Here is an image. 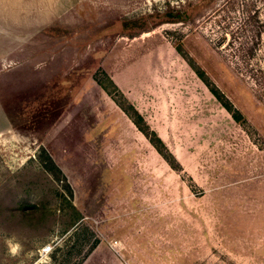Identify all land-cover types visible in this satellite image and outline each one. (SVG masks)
<instances>
[{"label": "rangeland", "instance_id": "rangeland-1", "mask_svg": "<svg viewBox=\"0 0 264 264\" xmlns=\"http://www.w3.org/2000/svg\"><path fill=\"white\" fill-rule=\"evenodd\" d=\"M79 4L0 19V264H78L92 246L83 264H264V0ZM160 40L240 115L207 87L146 122L173 167L103 69Z\"/></svg>", "mask_w": 264, "mask_h": 264}, {"label": "crops", "instance_id": "crops-1", "mask_svg": "<svg viewBox=\"0 0 264 264\" xmlns=\"http://www.w3.org/2000/svg\"><path fill=\"white\" fill-rule=\"evenodd\" d=\"M83 0H0V19H67L73 15ZM25 23V20L23 21ZM104 71L110 76L117 88L125 95L146 122L164 118L160 113H174L172 110L192 112L197 100H210V91L198 78L197 74L181 58L178 51L168 41L160 40L144 48L131 47L122 58L117 54L109 55ZM122 63L120 68L112 70L111 63ZM123 61H120V60ZM109 65V66H107ZM111 66V67H110ZM102 94V88L94 90ZM104 91V90H103ZM173 91V95H172ZM105 93V92H104ZM189 94L190 96H184ZM182 95V96H181ZM172 96L173 98L172 100ZM179 102L181 107H172ZM173 108V109H172ZM182 110H181V109ZM170 124L169 129H172ZM168 150L174 153L173 140L164 129L152 126Z\"/></svg>", "mask_w": 264, "mask_h": 264}, {"label": "trees", "instance_id": "trees-1", "mask_svg": "<svg viewBox=\"0 0 264 264\" xmlns=\"http://www.w3.org/2000/svg\"><path fill=\"white\" fill-rule=\"evenodd\" d=\"M196 74L202 79V77L196 72ZM203 80V79H202ZM113 83V82H112ZM206 86L209 88V90L211 91V93L217 97V99L220 101V103L223 105V107L232 115V117L234 118L235 121L239 122L240 119H239V116H236L235 113H237L238 115V111H236L235 109H232L230 106L226 105L225 103H223L220 99V97L217 95V93L206 83ZM114 85V83H113ZM115 86V85H114ZM116 88V86H115ZM117 89V88H116ZM118 90V89H117ZM129 107H130V110L132 111V113L134 114V117H131L130 118L132 119L133 123L137 126V128L148 138L150 139V142L151 144L156 147V149L158 150V152L162 155V152L160 151V149L155 145V143L152 141V138L151 136H154L157 141L159 142V144L161 146H164V143L163 141L156 135L155 132H151L149 133L150 131V128L149 126L147 125L146 121L144 120V118L138 113V111L134 108V106H132L131 104H129ZM143 123V125L146 127V129H143L140 124ZM166 148V146H164ZM44 152V150H43ZM168 152V150H167ZM45 153V152H44ZM169 155L168 156H164V159L172 166L171 164V160H174V157L173 155L168 152ZM49 165L46 166V169L48 170L49 173H51L52 175H60L62 176V171L60 170V168L55 164V162L53 161V159L51 158V156H48V163ZM173 167V166H172ZM66 188L70 191V185L66 183ZM96 246H92L89 248V250L87 251V253L82 257V259L79 261L78 264H83L86 259L89 257V255L95 250Z\"/></svg>", "mask_w": 264, "mask_h": 264}]
</instances>
